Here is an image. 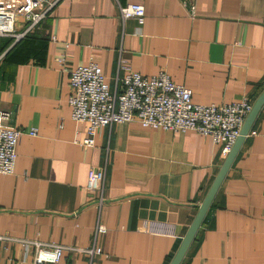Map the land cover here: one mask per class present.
I'll return each mask as SVG.
<instances>
[{
  "label": "crops",
  "instance_id": "obj_1",
  "mask_svg": "<svg viewBox=\"0 0 264 264\" xmlns=\"http://www.w3.org/2000/svg\"><path fill=\"white\" fill-rule=\"evenodd\" d=\"M129 3L144 6L142 25L121 18ZM25 27L18 18L0 36V110L37 131L21 135L13 173H0V264H33L23 241L62 246L65 264H169L224 161L220 145L130 121L98 128L85 146L69 71L95 62L110 85L164 71L194 103H254L264 0H60L16 39ZM90 169L105 171L102 202L86 188ZM93 247L102 253L83 252ZM179 264H264V103Z\"/></svg>",
  "mask_w": 264,
  "mask_h": 264
},
{
  "label": "built area",
  "instance_id": "obj_2",
  "mask_svg": "<svg viewBox=\"0 0 264 264\" xmlns=\"http://www.w3.org/2000/svg\"><path fill=\"white\" fill-rule=\"evenodd\" d=\"M60 0H19L17 6L6 7L0 3V36L14 34V24L21 18L26 27L16 39L38 26ZM191 14L194 13L190 5ZM122 19L134 17L139 25L144 22L142 4L129 3L119 6ZM64 57L58 59L63 63ZM67 103L74 121L86 122L87 136L82 144L91 146L96 130L117 123L137 121L143 127L173 132L193 130L209 137L220 145L225 157L231 150L252 102L242 99L223 104H198L191 100V91L174 83L164 71L153 76H143L128 71L115 79L114 85L106 82L101 68L95 62L80 65L69 71ZM12 112L0 110V173L10 175L14 171L17 147L23 133L36 135L35 128L20 129L12 123ZM86 188L97 193L103 201L105 171L90 169ZM99 232L105 227L98 226ZM23 247H34L33 264H65L62 262V246L38 241H23ZM89 256L102 253L98 247L83 249Z\"/></svg>",
  "mask_w": 264,
  "mask_h": 264
},
{
  "label": "water",
  "instance_id": "obj_3",
  "mask_svg": "<svg viewBox=\"0 0 264 264\" xmlns=\"http://www.w3.org/2000/svg\"><path fill=\"white\" fill-rule=\"evenodd\" d=\"M264 103V91L259 95V97L255 100L252 104L251 110L245 118V121L240 129L239 135L236 138L231 150L225 156L223 163L221 164L219 171L214 178L211 186L209 187L204 199L198 206L197 213L191 222L186 234L184 235L176 253L174 254L173 258L171 259L169 264H179L181 259L183 258L184 254L186 253L191 241L193 240L196 231L198 230L210 204L211 201L218 190L227 170L229 169L234 157L236 156L246 134L248 133L251 124L259 111L260 107Z\"/></svg>",
  "mask_w": 264,
  "mask_h": 264
}]
</instances>
